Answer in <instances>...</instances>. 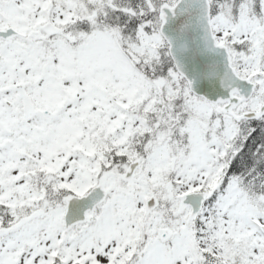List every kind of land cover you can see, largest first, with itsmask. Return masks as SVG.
Returning a JSON list of instances; mask_svg holds the SVG:
<instances>
[{"label":"snow or ice","instance_id":"snow-or-ice-1","mask_svg":"<svg viewBox=\"0 0 264 264\" xmlns=\"http://www.w3.org/2000/svg\"><path fill=\"white\" fill-rule=\"evenodd\" d=\"M0 264H264V0H0Z\"/></svg>","mask_w":264,"mask_h":264}]
</instances>
